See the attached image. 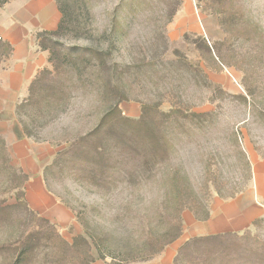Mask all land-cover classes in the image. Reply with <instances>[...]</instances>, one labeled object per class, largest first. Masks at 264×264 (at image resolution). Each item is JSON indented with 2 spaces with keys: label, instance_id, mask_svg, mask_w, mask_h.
I'll list each match as a JSON object with an SVG mask.
<instances>
[{
  "label": "rangeland",
  "instance_id": "rangeland-1",
  "mask_svg": "<svg viewBox=\"0 0 264 264\" xmlns=\"http://www.w3.org/2000/svg\"><path fill=\"white\" fill-rule=\"evenodd\" d=\"M62 1L71 6L75 19L79 16L84 30L89 33V39L76 38L74 29L70 28L58 38L59 48L66 51L67 47L86 42L94 49L99 46L105 48L109 52L107 67L111 69L104 76L110 87L108 91L106 89L104 101L92 96L90 88L85 89L88 93L83 90L77 92L70 106L72 118L66 117L62 122L55 121L43 126L44 121L37 116L36 123H33L34 116L24 118L38 138L46 141L37 143L54 146L55 156L43 168V179L45 185V177L48 180V197L56 199L63 210L69 212L68 215L51 209V215L47 217L33 210L26 196L30 176L13 163L6 147L13 167L11 169L0 149V206L10 207L0 225V264H12L14 249L34 230H37L35 233H44L37 216L49 220L70 244L76 236H85L76 211L70 207L90 210L102 204L107 197L104 199L88 180L79 179L72 164L53 166L46 176L44 170L62 158L59 153L70 146L65 140L75 139L89 131L98 112L113 107L120 99L122 116L135 121L148 112L159 121L164 118V113L169 112L174 118L190 112H215L216 116L211 121L216 134L213 140L219 142L216 149L205 146L194 166L196 171L208 177V181H198L196 186L201 184L198 189L206 194L209 219L199 220L192 209L197 208L198 203L189 201L181 213L180 237L152 260L128 264H175V258L184 244L193 238L209 236L218 237V240L202 246L200 253L186 257L184 264H264V216L241 231L204 236L195 234L193 226L195 222H208L215 202L233 200L221 196H229L246 184L244 169L235 160L234 148L228 143L233 132L239 133L237 135L251 163L253 175L254 164L264 163V0H136L129 6L127 0ZM116 13L119 18L122 17V21L128 18V24L124 25L122 39L113 49L109 26ZM105 32L107 35L101 40ZM199 37L204 39L210 51L203 41L198 40ZM195 42H199L200 48ZM116 65L118 71L114 70L117 69L114 67ZM5 67L6 63H2L0 71ZM63 126L68 129L63 131ZM116 129L114 135L124 131L125 126ZM85 150L94 153L90 145ZM122 153L123 150H120L118 155L115 154L119 171L131 172L144 164L142 159L129 163ZM177 162L175 160L172 166L178 165ZM86 168V174L101 169L98 166L93 169L90 164ZM20 171L28 176L23 186ZM118 185V189H122L127 183ZM251 186L252 183L241 193L245 201L252 198ZM22 189L29 209L37 216L23 206L13 207L17 204L16 194ZM152 192L128 200H131L133 211L138 214L134 215L135 218L149 214L156 225L161 221L162 200ZM113 200L120 201L118 198ZM262 206L264 208V204ZM121 222L124 226H134V231L140 228L137 227L138 223L148 227L146 219L139 222L125 218ZM102 224L105 226L107 222L103 220ZM41 234L36 233L40 237V245L31 264H60L62 259L67 264H81L79 257L75 258V251L70 250L68 255L66 251L64 256L61 247L50 250ZM92 254L97 258L95 249ZM92 264L115 263L110 258H97Z\"/></svg>",
  "mask_w": 264,
  "mask_h": 264
},
{
  "label": "trees",
  "instance_id": "trees-1",
  "mask_svg": "<svg viewBox=\"0 0 264 264\" xmlns=\"http://www.w3.org/2000/svg\"><path fill=\"white\" fill-rule=\"evenodd\" d=\"M55 2L62 14L57 30L42 31L37 34L38 46L40 50L49 53V64L52 67L45 68L38 74L30 86L28 98L19 104L16 110L24 134L36 142L46 141L38 138L37 133L24 120L25 117L34 116L33 123H36L35 116H37L44 121L43 126H47L49 123L53 124L55 121L62 122L66 117L72 118L70 106L73 99L77 97V92L90 88L92 96H96L99 101H104L106 89L108 91L110 87L104 76V73L111 69L107 67L109 52L105 48L99 46L94 49L87 42L83 45L67 47L66 51L59 48L58 38L62 37L70 28L74 29L76 38L85 41H88L89 33L84 30L79 16L74 18V12L67 2L62 0H55ZM127 2V6H129L136 0H127ZM7 3L8 0H0V9ZM118 16L117 13L114 14L109 26L113 49L122 39L124 25L128 24V18L122 21V17ZM107 32L101 35V40L105 39ZM198 40L203 41V45L210 51L203 38L199 37ZM195 44L200 48L199 42H195ZM12 53V46L0 40V66L2 63H7ZM114 67L117 68L114 70L118 71V65ZM121 101L122 99L117 101L113 107L100 110L89 131L81 133L75 139L65 140V143L70 146L59 153L62 158L44 170V176H46L53 166L61 167L64 164H72L79 179L88 180L102 193L104 199L107 197V200L102 204L95 205L90 210L70 207L76 211L77 219L84 228L85 236H76L71 244L66 242L49 220L37 216L36 212L29 209L23 189L16 194L17 204L13 206L15 208L23 206L38 217L44 233L40 231L36 233H42L41 236L43 235L42 238L46 240L50 250L54 251L55 248L61 247L64 249V256H66V251L67 255L70 250L75 251V253L77 252L75 258L79 257L81 264H92L97 258L101 260L110 258L115 264L152 260L161 254L165 247L180 237L182 233L181 213L189 201L194 200L198 203L197 208L192 209L199 220L209 219L206 194L199 191L198 187L201 184L196 186V182L208 181V177L196 171L194 166L197 156H201L200 152L204 150L205 146H212L213 149L219 146V142L216 143V140H213V136L216 134L213 130L214 124H211L216 116L215 112H190L181 117L177 115L176 118L169 112L161 114L164 117L161 121L148 112L140 120L135 121L122 116L119 108ZM124 126V131L114 135L117 132V127ZM63 129L65 131L68 128L63 126ZM237 134L239 135V133L233 132L228 143H231L234 148L235 160L244 169L246 184L242 187L243 189L240 188L241 190L234 191L229 196H221L223 199H234L244 192L253 181L251 163ZM88 145L93 147L95 155L85 150ZM0 149L6 155L10 167L13 169L6 150V142L2 137H0ZM120 150H123L122 157L129 163L131 160L139 162L142 159L144 164L141 168H137L140 170L119 171L116 168L118 161L115 160V154L118 155ZM175 160L178 161V165L172 166ZM88 164L93 169L96 166L101 169L99 172L94 169L90 174H86ZM74 166L76 167L74 168ZM20 173L24 180L23 186L28 180V176L22 171ZM45 178L46 185L49 186L47 177ZM124 182L127 185L118 189V184L123 185ZM205 187L207 188V186ZM124 188L131 189V191H124ZM146 192H148L147 195L151 192L156 193V196L161 198L162 209L159 213L161 221L155 225L149 214H141L140 219H146L148 227L138 223L137 227L140 228L134 231V226H124L121 222L125 218L141 222L140 219L134 217L138 214L133 211L131 200L128 198L141 196ZM217 193L221 195L220 191ZM114 198H118L120 201L117 202L113 200ZM125 201L128 202L125 203ZM8 209L10 207L0 206V225ZM103 220L107 222V225L102 224ZM35 231L37 230L29 234L14 249L12 264L32 263L40 245L38 243L40 237L36 236ZM217 238L209 236L189 240L180 248L175 258V264H184L186 257H191L197 252L200 253L202 246L211 244L218 240ZM93 249L97 252V258L92 254ZM62 260H60V264H67L65 259L64 262Z\"/></svg>",
  "mask_w": 264,
  "mask_h": 264
},
{
  "label": "crops",
  "instance_id": "crops-1",
  "mask_svg": "<svg viewBox=\"0 0 264 264\" xmlns=\"http://www.w3.org/2000/svg\"><path fill=\"white\" fill-rule=\"evenodd\" d=\"M61 19L55 0H8L0 9V40L13 48L6 67L0 71V137L5 140L13 163L30 176L26 185L30 207L47 217L51 209L69 213L56 199L48 197L43 179V168L55 156L54 146L27 138L16 110L28 98L38 74L50 67L49 53L40 50L37 34L57 30ZM253 176L252 198L245 201L241 194L225 203L216 201L208 222L193 223L195 234L241 231L264 216V163L254 164Z\"/></svg>",
  "mask_w": 264,
  "mask_h": 264
}]
</instances>
